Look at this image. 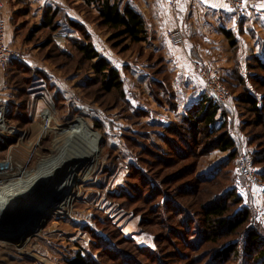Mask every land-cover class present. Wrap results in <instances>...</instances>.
<instances>
[{
    "label": "rangeland",
    "instance_id": "1",
    "mask_svg": "<svg viewBox=\"0 0 264 264\" xmlns=\"http://www.w3.org/2000/svg\"><path fill=\"white\" fill-rule=\"evenodd\" d=\"M10 1L11 22L17 27L20 42L10 46L19 53V58L5 71L4 101L9 106L6 123L9 132L0 133V140L9 138L11 142L0 151V162L10 157L9 166L20 165L26 173H33L42 160L54 157L52 144L63 132L58 130L50 132L49 137L39 136L41 125L43 130L44 125L47 126V114H52L55 122L65 125L77 117L87 119L93 134L98 137L99 154L78 167L73 200L60 211L61 214L47 216L43 209L35 214L33 209L29 212V208L11 216L7 212L0 214L1 220L5 217L9 221L12 218L32 219L16 239L3 238L0 234V264H66L80 251L87 254L91 264H126L124 254L138 264H212L213 255L222 246L239 241V238L242 241L238 236L217 244H205L199 249L186 245L197 236L196 220L203 218V206L215 197L230 188H235L236 193L242 194L249 203L251 199L247 194L256 197L249 194L247 185L251 184L239 175L237 165L242 148L252 160L256 151H264V129L256 126L254 117L237 102L236 96L242 88L234 91L224 82L235 70L242 50L232 49L229 45L228 53L224 54L227 58L225 64L214 70L205 65L220 77L232 95L229 106L222 109L226 112L224 118L231 138L239 139L236 144L239 149L237 164L235 162L234 168L231 161L210 183L197 184V174L227 160L228 153L213 151L204 154L202 151L206 149L201 145L195 148V155L184 153L186 156L179 158L175 147H183L175 146L177 142L175 145L166 142L165 138L176 139L164 134V121L166 124L182 119L176 114L175 102L190 107L205 90L195 77L188 81L192 88L187 91L181 88L183 93H177L176 87L181 84V79L175 77L160 45L151 40V3L156 0H111L122 7L130 5L144 16L148 39L139 44L114 40V32L100 24L98 4L89 5L86 0H51L53 6L49 8L60 9L58 29L43 28L32 36L33 28L42 22L29 14L31 8L25 0ZM69 15L83 25L95 49L119 71L122 97L119 91H105L101 77L92 71L91 63L77 53L73 43L83 40V35L70 25ZM188 63L193 64L189 60ZM247 74L246 86L261 101L264 97V71L253 68ZM173 91L177 98H174ZM185 109L186 106L181 111ZM157 155L163 156L170 164L156 163ZM255 169L258 172L256 184L261 187L257 197L263 195L264 198V179L260 178L264 164L255 166ZM187 183L198 185L193 196L184 188ZM46 187L39 186L36 196L42 193L47 204L51 205L57 194L53 187L49 190ZM121 194L124 196L120 197ZM164 195L170 197V201L178 202L189 219L184 218V212L174 215L164 209L161 204ZM249 209L251 218L241 232L257 228L264 234V209ZM6 230V233L11 231ZM124 239L155 254L139 255ZM217 264L249 262L241 255L238 260Z\"/></svg>",
    "mask_w": 264,
    "mask_h": 264
},
{
    "label": "trees",
    "instance_id": "2",
    "mask_svg": "<svg viewBox=\"0 0 264 264\" xmlns=\"http://www.w3.org/2000/svg\"><path fill=\"white\" fill-rule=\"evenodd\" d=\"M86 2L89 5L98 4V18L100 24L103 28L114 32V40H121V42H124L122 40H129L134 44L147 41L148 29L146 20L139 11L130 5L122 7L120 3L112 2L111 0H86ZM59 14L60 9L46 8L42 24L35 26L31 35L34 36L43 28H49L52 31L58 29L59 24L57 20ZM69 23L77 32L83 35V40L80 39L73 43L77 53L83 60L91 63V69L96 75L101 77L105 91L109 93L112 91H119L122 97L123 84L119 71L95 49L91 42L90 35L83 25L73 20H70ZM223 34L228 39L232 49L239 48L232 32L224 29ZM15 63L16 60L12 61L10 64L14 65ZM253 68L264 71V59L258 56H252L245 66H242L238 60L235 70H233L229 78L224 79V82L228 88H232L234 91L235 89L242 88L236 96L237 102L244 105L247 111L254 117L255 125L264 129V97L259 101L253 94V91L246 86L247 73ZM243 71L246 73L244 74ZM255 93L257 92L255 91ZM173 94L174 98H177L174 91ZM176 102L174 104L175 111L179 108V104ZM225 116L226 112L223 111L222 107L215 103L214 100L205 93H202L194 105L188 106L185 109L181 121H170L162 125L164 134L173 136L176 139V141H173L172 139L165 138L166 142L174 145L175 142H177L175 146L183 147V149L175 147L176 154L179 158L186 156L184 153L189 156L195 155V148H199L201 145L205 146L206 150L202 151L204 154L213 151L228 153L227 160L225 159L213 165V168L205 169L197 174V184L202 182L210 183V181L214 180V178L219 175V170L228 165L231 161H233L234 168L235 162L237 164L236 160L239 149L230 136L229 125L224 118ZM223 119L224 121L219 125ZM10 142L11 140H9V138L4 141L0 140V151L4 150ZM156 158V163L158 164L163 163L164 166L170 164L169 161L161 155H157ZM253 163L255 166L264 164V151H256L253 157ZM260 178L264 179V172L261 174ZM151 186L154 190L155 184L153 181L151 182ZM197 186L187 183L184 188H186V192L189 195L193 196ZM121 196H124V194H121L120 197ZM163 197L161 204L164 209H167L169 213L174 212V215L184 212L186 214L184 218L189 219L186 210H183L178 202L170 201V197H167V195ZM203 208V218L196 220V223H198L197 236L190 240L192 242L186 243V245H188L187 247L199 249L205 244H217L228 238L240 236L242 241H240L239 238V241L232 243L228 242V244L222 246V249L213 255L212 258L215 259L211 263L217 264L218 262L225 263L230 260H238L242 255V258L245 256L249 264H264V234L257 228L245 229L243 230L244 232H241L251 218V210L243 205V198L236 193L235 188L224 191L219 197H215L212 201L205 204ZM232 208L233 212H231ZM124 242L131 245L134 251L139 255L148 256V254H155L153 251L151 252L143 247H138L131 240L124 239ZM241 244L242 246H240ZM86 256L87 254L84 255L81 251L77 252L71 259L67 260L66 264H91V260L88 262V256L87 258ZM123 256H125L126 264H138L127 254Z\"/></svg>",
    "mask_w": 264,
    "mask_h": 264
},
{
    "label": "crops",
    "instance_id": "3",
    "mask_svg": "<svg viewBox=\"0 0 264 264\" xmlns=\"http://www.w3.org/2000/svg\"><path fill=\"white\" fill-rule=\"evenodd\" d=\"M25 1L31 8L29 14L39 23L43 22L45 9L53 6L51 0ZM10 2L5 1L2 14L5 22V42L13 47L18 45L20 37L16 32L17 27L11 22L13 13ZM69 18L76 21L70 15ZM176 29L183 33L182 45H174L169 38V33ZM224 29L232 32L242 50L243 54L239 59L242 66H245L252 56L264 59V5L240 20L228 10L225 0H175L172 5L167 4L165 0L151 3V40L160 45L167 55L166 59L175 77L181 79V84L176 87L177 93H183L181 88L185 91L192 88L188 81L197 78L194 71L192 72L193 64H189L188 60L192 63L201 62L212 70L226 63L224 54L228 53L229 41L223 34ZM5 77V71H0V101L5 99ZM179 96L181 97L180 94ZM185 106L187 108L189 105L181 103L176 111L180 119L184 115L181 110ZM257 184L247 185L249 194L256 197L251 198L247 194L251 199L249 203L241 194L243 205L264 209L263 195L257 197L261 190Z\"/></svg>",
    "mask_w": 264,
    "mask_h": 264
},
{
    "label": "bare ground",
    "instance_id": "4",
    "mask_svg": "<svg viewBox=\"0 0 264 264\" xmlns=\"http://www.w3.org/2000/svg\"><path fill=\"white\" fill-rule=\"evenodd\" d=\"M55 121L56 119L51 114L47 119L48 125H44L45 130H43V125L39 130V136L42 137H49L50 132L58 130L63 132L60 139L52 144L55 150L54 157L42 160L38 165V170L33 173H26L20 165L13 166L12 169L9 167L11 180L5 181L0 186V214L7 212L6 214L11 216L17 211L31 208L36 211L43 209L47 216L59 215L60 211L73 200L72 192L77 186H74V183L78 167L97 157L99 140L93 134L90 122L83 117H77L69 125ZM52 123L55 126H52ZM37 145L36 143L35 146ZM74 154L76 156L72 161ZM39 186H47L48 190L49 187H53L55 190L57 197L51 205L47 204L42 193L36 196Z\"/></svg>",
    "mask_w": 264,
    "mask_h": 264
},
{
    "label": "built area",
    "instance_id": "5",
    "mask_svg": "<svg viewBox=\"0 0 264 264\" xmlns=\"http://www.w3.org/2000/svg\"><path fill=\"white\" fill-rule=\"evenodd\" d=\"M175 0H165L167 4L172 5ZM228 10L237 19L245 18L248 13L256 11L264 5V0H225ZM5 7V0H0V71H6L12 61L18 60L19 53L11 48L5 42V22L3 18V10ZM169 38L174 45H182L184 43L183 33L180 29H176L169 33ZM193 71L197 78L203 84L205 94L212 98L215 103L220 105V107L227 108L232 100V95L228 89L222 84L220 77L211 73L209 68L200 62L193 63ZM9 112V106L7 101H0V133H8L7 131V115ZM51 115V114H50ZM50 115H45L46 119ZM44 117V118H45ZM45 120V119H44ZM47 122V120H46ZM48 123V122H47ZM48 125V124H46ZM233 136V135H232ZM234 141L237 143L239 140L237 137L233 136ZM243 146V145H242ZM10 157L7 160L0 162V186L5 181H10V169L13 166H9ZM237 170L239 175L246 180L248 184H256L258 180V172L255 169V165L250 155L246 150L242 148L239 158ZM264 219V215H263ZM54 264H63L56 262Z\"/></svg>",
    "mask_w": 264,
    "mask_h": 264
},
{
    "label": "water",
    "instance_id": "6",
    "mask_svg": "<svg viewBox=\"0 0 264 264\" xmlns=\"http://www.w3.org/2000/svg\"><path fill=\"white\" fill-rule=\"evenodd\" d=\"M33 211L31 208L29 209V212ZM36 210H34L33 212L35 213ZM36 214V213H35ZM31 215V214H29ZM10 217V216H9ZM28 217L23 218V219H15L12 218V221H9V219H7L6 217L1 220L0 223V234L2 236H4L3 238H13L16 239V237H18L21 232L26 228V226L28 227V225L31 224L32 219H28ZM6 228H9L11 231L9 233H6L7 230ZM4 230V231H3ZM14 231V232H13ZM16 232V235H14V233ZM29 234V233H28Z\"/></svg>",
    "mask_w": 264,
    "mask_h": 264
}]
</instances>
